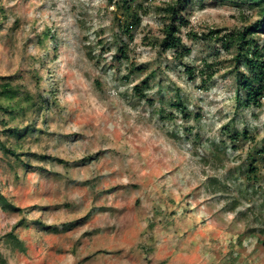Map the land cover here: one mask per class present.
<instances>
[{
  "label": "rangeland",
  "instance_id": "1",
  "mask_svg": "<svg viewBox=\"0 0 264 264\" xmlns=\"http://www.w3.org/2000/svg\"><path fill=\"white\" fill-rule=\"evenodd\" d=\"M126 2L129 34L123 0H0V85L30 108L0 110V142L35 127L30 167L0 149L20 209L0 205V264H264V88L244 105L221 39L258 21L252 0ZM169 5L181 59L161 42ZM251 36L264 54V24Z\"/></svg>",
  "mask_w": 264,
  "mask_h": 264
},
{
  "label": "trees",
  "instance_id": "2",
  "mask_svg": "<svg viewBox=\"0 0 264 264\" xmlns=\"http://www.w3.org/2000/svg\"><path fill=\"white\" fill-rule=\"evenodd\" d=\"M252 4L257 10L259 17L258 21L255 24H249L247 26L234 29L229 34L221 37L223 45L226 48L230 45V43L237 45L238 53L234 56L235 62L238 64L239 59H243V70H241L237 64L235 69L237 72L241 73L239 84L245 91V99L243 100L245 106H258L259 98L264 88V54L251 36L260 25L264 24V0H252ZM122 7L126 13L129 14L128 16L133 19V21L129 23L125 22L122 26L123 30L129 34L134 25L138 24L139 17L136 12L129 13L131 12V9L129 6H127L126 0H123ZM180 10L181 7L174 5H169L164 9V12L167 13L166 16H168L169 22L164 25V37L161 40L163 46L166 49L173 50L178 55L179 59H181L183 54L188 52V50L184 51L185 49H180L181 39L177 35L180 29L179 25L184 21L181 18ZM176 23H178V25ZM187 71L188 73L192 72L190 69H187ZM212 77L213 73H208L201 80L203 88H207V84L212 79ZM18 93L19 91H17V89H15L9 83L4 82L0 85V110L8 113L11 120H15L17 117L25 114L30 109L27 107V105H24L18 100L20 97ZM176 106H178L179 109H184V105L180 100H177ZM34 128L35 127L33 125H26L24 127L13 126L8 128V133L13 137V139H15L14 145L0 142V149L3 151V153L7 156L13 157L15 159L14 162L21 164L24 168L30 167V163L24 159L26 152L22 151L21 142L26 136L33 133ZM39 157L43 158L44 155H40ZM255 170L256 167L250 164L248 167L247 179L250 180L249 175L254 173ZM0 205L3 209H11L16 211L20 210L14 205L9 204L5 197H3L1 194ZM7 236L11 242L16 243V245L20 248L22 247V243L17 239L13 232H10Z\"/></svg>",
  "mask_w": 264,
  "mask_h": 264
}]
</instances>
